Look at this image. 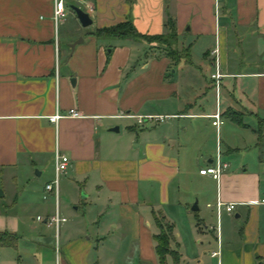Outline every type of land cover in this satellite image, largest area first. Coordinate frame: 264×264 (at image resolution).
<instances>
[{
    "label": "crops",
    "instance_id": "1",
    "mask_svg": "<svg viewBox=\"0 0 264 264\" xmlns=\"http://www.w3.org/2000/svg\"><path fill=\"white\" fill-rule=\"evenodd\" d=\"M63 2L65 17L54 26L53 0H0V180L25 189L24 215H0V232L17 242L0 248L15 252L13 264H160L157 218L170 227L163 264H264L260 151L258 164L240 168L228 167L218 152L205 154V165L217 154L227 164L217 180L200 175L202 166L193 174L186 161L197 120L215 126L218 112L222 125L230 121L255 134L264 117V0ZM70 4L88 13L86 28ZM166 14L178 44H189L187 62L174 63L143 41L91 34L126 19L139 33L160 34ZM195 52L208 63V82ZM214 60L222 75L218 93L210 78ZM212 87L214 105L199 103ZM68 109L79 115H66ZM55 112L62 116L50 122ZM54 150L69 159L56 200L43 189L52 178ZM217 202L234 203V210L216 213ZM55 209L64 219L57 230L46 223ZM212 216L215 249L208 235ZM232 219L244 221L239 249L228 245L236 242ZM51 227L48 241L44 229Z\"/></svg>",
    "mask_w": 264,
    "mask_h": 264
},
{
    "label": "rangeland",
    "instance_id": "2",
    "mask_svg": "<svg viewBox=\"0 0 264 264\" xmlns=\"http://www.w3.org/2000/svg\"><path fill=\"white\" fill-rule=\"evenodd\" d=\"M86 28V27H83ZM154 49H158L159 52H162L164 54L163 48L161 46H150ZM198 52L193 53L194 60L197 64L203 65L200 77L203 79H206V81H209V67L206 66L207 61L203 62L199 59ZM197 57V58H195ZM208 74V75H207ZM206 91V90H205ZM218 93V90H217ZM222 97V92L219 93ZM214 89L212 87V91H207L204 95L198 97V102H207L208 104L214 105ZM161 122L163 120L160 119ZM224 119H220V122L223 123ZM228 121V119H225ZM153 122H158L155 119L151 120ZM242 123L247 122V117L241 118ZM222 123H218L217 126H213L210 123V119H202L197 120L194 124V129L189 134L191 140V156L189 155L186 159L187 165L190 167V170L192 173L197 174V170L199 167H204V158L203 156L205 154L215 155L216 152L221 154V160L226 162L228 164V167L230 168H240L242 165H247L248 167H251L252 165L258 164L256 161V154L257 149L260 151V157L263 160L264 158V137L261 138L260 141H258V144L256 145L255 142V134L250 131V128L245 127H239L237 124H232L230 121L226 122L222 125ZM178 136L181 138V133L178 134ZM183 136V135H182ZM196 143V147L194 148V144ZM193 144V146H192ZM258 146V148H257ZM230 148V150L228 149ZM198 152H201L202 155L200 156ZM189 163V164H188ZM226 164V165H227ZM206 166V165H205ZM261 166H264V163L261 164ZM263 173V171H262ZM199 180L192 181L195 184H199ZM59 182V181H58ZM59 184V183H58ZM15 187V188H14ZM12 187V184L10 183V180L6 177L0 180V215H15V216H22L24 215L25 210L23 206L21 205V202L23 201L24 195H25V189L22 190L19 186ZM33 200L41 204L40 197L38 195H35ZM197 199L193 197L191 206L195 203L196 205ZM15 202V204H14ZM60 206L63 204L62 197H59ZM201 204V201H199ZM190 206V207H191ZM197 207V205H196ZM73 206H70L68 209L72 210ZM81 208V205L79 206ZM198 212H190L191 215H195ZM233 223L235 224V236H236V242L228 244L230 249H239L238 247L242 243V239L239 238V232L241 228L243 227L244 221L241 220H233ZM39 225L37 222L35 223ZM210 229L208 230V235L211 239V245L210 249H215V241L213 237L215 236L216 231V223L214 220V217H211L210 220ZM264 224V223H263ZM41 227V226H40ZM264 230V225L262 227ZM47 233V240L51 241L53 238V227L51 229H44ZM264 234V231L262 232ZM40 247L36 248V252H40ZM45 254H48L47 251H45ZM48 258V257H45ZM16 259V254L12 250L8 249H2L0 248V264H13L14 260ZM257 260V259H255ZM10 262V263H9ZM211 264H214V260H210ZM48 264H57V262L52 259V261Z\"/></svg>",
    "mask_w": 264,
    "mask_h": 264
},
{
    "label": "trees",
    "instance_id": "3",
    "mask_svg": "<svg viewBox=\"0 0 264 264\" xmlns=\"http://www.w3.org/2000/svg\"><path fill=\"white\" fill-rule=\"evenodd\" d=\"M163 26V33L154 35L142 34L134 28L130 19H126L111 26L95 28L91 31V34L96 38H130L135 41L146 42L147 44H150V46H161L163 48L164 55L172 62H187L189 55V44L185 46L178 44L174 21L170 15L166 14ZM229 117L232 120L239 122L237 116L230 115ZM254 132L257 136V141H260L261 138L264 137V117L257 119ZM155 224L159 232L153 236V241L155 243L154 251L160 264H163V257L169 252L168 243L170 240V227L168 225H162L161 220L157 218H155ZM17 239V236L14 234L0 232V247H14Z\"/></svg>",
    "mask_w": 264,
    "mask_h": 264
},
{
    "label": "built area",
    "instance_id": "4",
    "mask_svg": "<svg viewBox=\"0 0 264 264\" xmlns=\"http://www.w3.org/2000/svg\"><path fill=\"white\" fill-rule=\"evenodd\" d=\"M64 17H65V9H64L63 0H53L51 19H52L54 26L56 25V23L58 21L64 19ZM214 52H215V49L212 51V53H214ZM213 66H214V69H213V72L210 74V78L214 81L215 89L217 90L218 86H219V79L222 75L218 71L216 60H214ZM66 115L78 116L79 113L75 109H68L66 112ZM60 116H62V115L55 112V113L47 116V118L50 122H55ZM151 117L152 116H149V118H151ZM212 117H213L212 124L217 126V124L220 123V118H219L218 112H215L212 115ZM153 118L157 119V118H161V117L160 116H154ZM137 122H141L140 116L137 117ZM68 161H69V159H68V156L66 154L61 153L57 150H54L53 164H52L53 165L52 166V178L48 183H46L44 185L43 189H44L45 194L51 193L55 200L57 198V192H58V181H59V178L61 177V175L64 174V171L66 169ZM226 166H227L226 163H223L219 160V156L217 154L215 156L213 163L206 165L203 168H200L198 170V173L200 175L210 176L212 179L217 180L219 178L220 174L222 173V170L225 169ZM42 199H45V196H43ZM260 202L264 203V199L261 200ZM234 207H235L234 203L223 204V203L217 202L215 204L216 213H218L221 208H223V210L225 212L230 213L234 210ZM62 222H64V219L59 216L56 209L54 210V213L52 214V216H50L46 220L47 225L53 226L55 230H57L59 224ZM216 255H217V252L211 253V256H213V257Z\"/></svg>",
    "mask_w": 264,
    "mask_h": 264
},
{
    "label": "water",
    "instance_id": "5",
    "mask_svg": "<svg viewBox=\"0 0 264 264\" xmlns=\"http://www.w3.org/2000/svg\"><path fill=\"white\" fill-rule=\"evenodd\" d=\"M70 9L75 13V16L79 22V24L82 26V27H85L87 25L90 24L91 20L88 16V13L83 11L82 9H80L79 7L73 5V4H70L69 5ZM82 41V38L81 37H78L77 39L73 40L72 42H70L68 44V48H69V51L71 52L72 49L74 48V46L81 42ZM74 81L73 78H70V83L72 84ZM110 129H113V130H116V128H110ZM190 210L191 211H196L197 208H196V205L195 203L192 205V207H190Z\"/></svg>",
    "mask_w": 264,
    "mask_h": 264
}]
</instances>
